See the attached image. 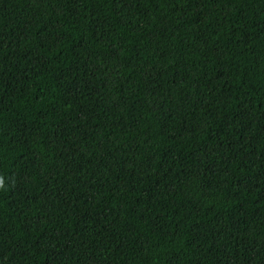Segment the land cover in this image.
I'll return each mask as SVG.
<instances>
[{
	"label": "trees",
	"instance_id": "16d2710c",
	"mask_svg": "<svg viewBox=\"0 0 264 264\" xmlns=\"http://www.w3.org/2000/svg\"><path fill=\"white\" fill-rule=\"evenodd\" d=\"M0 264H264V0H0Z\"/></svg>",
	"mask_w": 264,
	"mask_h": 264
}]
</instances>
